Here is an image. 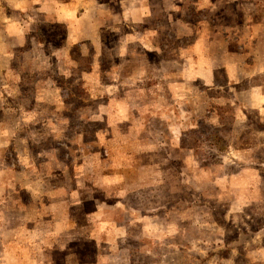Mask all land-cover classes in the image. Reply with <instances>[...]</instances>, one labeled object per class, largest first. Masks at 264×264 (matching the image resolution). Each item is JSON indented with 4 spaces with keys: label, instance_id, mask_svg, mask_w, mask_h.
Wrapping results in <instances>:
<instances>
[{
    "label": "rangeland",
    "instance_id": "1",
    "mask_svg": "<svg viewBox=\"0 0 264 264\" xmlns=\"http://www.w3.org/2000/svg\"><path fill=\"white\" fill-rule=\"evenodd\" d=\"M0 264H264V0H0Z\"/></svg>",
    "mask_w": 264,
    "mask_h": 264
},
{
    "label": "crops",
    "instance_id": "2",
    "mask_svg": "<svg viewBox=\"0 0 264 264\" xmlns=\"http://www.w3.org/2000/svg\"><path fill=\"white\" fill-rule=\"evenodd\" d=\"M61 20H63L64 21V19H61ZM15 198H17V197H13V200L15 199ZM12 200V201H13ZM46 209H47V206H46ZM29 210V209H28ZM28 210H26V211H28ZM49 214H50V212L49 211H47ZM59 215H61V217H64V216H66V214H67V209H64V210H60L59 211V213H58ZM62 219V220H61ZM60 219V226H61V228L66 232V231H69L70 229H73L74 231H80V229H82V228H80L81 226H83V224L84 223H86V222H84V219L83 218H80V219H77V218H75V222H73V221H67V220H63V218H61ZM49 221V220H48ZM44 223H50V222H47V221H43ZM28 223V222H27ZM49 225V224H48ZM88 225V224H87ZM73 230H70V231H73ZM87 231H91V229L90 228H88V230ZM82 235V234H81ZM5 246V244L3 245V247Z\"/></svg>",
    "mask_w": 264,
    "mask_h": 264
},
{
    "label": "trees",
    "instance_id": "3",
    "mask_svg": "<svg viewBox=\"0 0 264 264\" xmlns=\"http://www.w3.org/2000/svg\"><path fill=\"white\" fill-rule=\"evenodd\" d=\"M191 131H192V132H194V130H191ZM40 177H42V175H41ZM72 221H73V222H75L76 220H75V219H73Z\"/></svg>",
    "mask_w": 264,
    "mask_h": 264
}]
</instances>
